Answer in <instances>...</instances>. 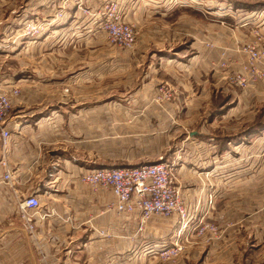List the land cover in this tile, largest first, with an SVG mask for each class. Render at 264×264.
Segmentation results:
<instances>
[{"label":"crops","instance_id":"obj_1","mask_svg":"<svg viewBox=\"0 0 264 264\" xmlns=\"http://www.w3.org/2000/svg\"><path fill=\"white\" fill-rule=\"evenodd\" d=\"M128 2L125 18L134 22L141 6L140 15L147 17L142 23L151 21L148 29L153 24L156 26L154 37H143L137 53L124 57L113 56L114 52L101 57L98 41L75 39L80 46H72L80 53L71 59L60 58L64 65L60 73L66 71L67 76L57 88L49 86L54 67L50 62L56 60L51 51L67 46L68 38L82 37V29L94 34L90 29L91 17L79 25L78 15H83L76 12L67 27L50 29L59 32L54 38L47 31L44 39L27 40L23 45L15 39L0 40V48L8 49L4 50L6 58L26 55L33 63V69H23L21 64L25 62L17 58L20 67L14 69L12 65L5 67L6 61L0 62V89L11 91L21 86L20 95L12 96L11 113L0 126V264H103L109 257L132 258L133 253L148 254L156 251L151 250L159 244L164 245V235H155L154 247L133 250L135 235H115L118 227L128 233L132 221L138 220V224L139 218L116 217V212L109 208L115 201L114 194L96 191L81 181L85 172L100 168V163L94 157L84 161L74 156L68 110L79 104V109L88 111H114L116 106L132 112L143 111L147 104L141 99L156 93L155 81L180 77L192 85L181 93H187L185 100L189 99L197 112L192 138L208 144L209 151H196L194 159L200 163L190 166L188 162L186 167L181 152L173 153L170 164L174 175L182 179L180 189L186 206L201 208L203 221L221 229L218 240H210L202 261L204 264H264V165L259 164L264 159V151L259 150L264 144V103L257 98V94L264 95V88L256 85L257 88L236 89L234 95L221 86L215 89L217 80L222 78L220 71L213 67V63L224 57L222 51L225 56L228 51L229 56L243 61L246 56L243 48L247 44L264 43V1ZM42 7L48 13V3H42ZM184 17H201L200 21L209 23L203 24L200 38L191 40L187 55L181 50L187 43L174 38L180 30L177 25L188 23L190 26ZM8 27L0 26V32L12 33L13 25ZM28 49L32 52L28 53ZM116 72L142 80L139 87L132 88L128 79L129 83L123 87L125 92L116 94L137 98L132 104L117 103L115 98H99L112 94L109 89L105 93L95 86L96 82L105 74L109 78ZM68 75L72 76L73 87ZM232 97L234 104H228ZM233 116L234 123L223 124L230 123ZM3 127L10 131L6 152ZM187 155L193 161L189 152ZM5 158L13 171L10 183L4 179ZM33 194L40 197L41 208L31 229L22 217L20 205L24 197ZM197 218L194 215V223L198 222ZM175 237L176 234L171 235V243Z\"/></svg>","mask_w":264,"mask_h":264},{"label":"rangeland","instance_id":"obj_2","mask_svg":"<svg viewBox=\"0 0 264 264\" xmlns=\"http://www.w3.org/2000/svg\"><path fill=\"white\" fill-rule=\"evenodd\" d=\"M92 1H94L93 5L96 4L94 10L91 8ZM126 2L127 0H96V2L95 0H0V26L5 25L10 28V26L13 25L12 33L7 32V34L4 35L0 32V40L4 39L10 41L15 39L18 42L20 41L23 45L27 40L36 41L40 40V38L42 39L44 32L46 33L47 31L52 33V37L54 38L59 35V32L50 29L53 27L58 29L60 25L67 27V22L72 20L73 17H76V12L83 15H78L79 25L80 21L91 17L90 29H93L92 31L94 34L87 32V29L81 28L82 37L74 36L68 38L67 46L64 45L62 48L51 51L53 59L56 60H54L55 63L52 61L50 62L54 67L51 71L53 77L49 86L57 88L61 86L59 83H63V80L67 76L65 75L67 73L66 71L60 73L61 68L64 67V65L61 64L60 58L69 57L71 59V57L80 53V50L74 48V46H80L76 41L78 38L90 39V41L93 40V42L96 43L98 41L101 57L108 56V53L113 54V52V56L124 57L137 53L139 50V42L143 37L147 39L148 37L149 39L154 37L156 26L153 24L154 26L148 29V24L151 23V21L145 23V25L142 23L147 17L145 14L140 15L141 6L137 16L136 14L134 16V22L125 18V12L128 9L126 5L129 4V2ZM42 3H48V13L47 11L44 12ZM45 8L47 9L46 6ZM115 13L122 15L123 21L129 23L136 34L135 43L131 47L112 41L108 32L104 29V20L110 15H115ZM194 18L195 19L184 17L183 19L188 20L190 26L188 27V23H183L182 26L177 25L180 29L179 34H175L174 36L179 42L183 41L187 43L182 45L185 47L181 49L185 51L186 55L190 50L188 46L191 40L200 38L201 35H203V24L209 25V23L206 24L200 21L202 20L201 17ZM156 20L160 21L158 18H156ZM44 29L46 30L44 31ZM181 31L190 35L183 34ZM88 33L89 35H86ZM67 34L70 35V33ZM192 34L194 36H192ZM255 45H257V43H254V46ZM251 46L253 47V45ZM25 49L26 48L23 50ZM4 50L8 49L0 48V62L6 61L7 63H4L5 67L6 65L8 67L12 65L14 69H19L20 65L17 64V58H22L25 62L21 64L23 69H33V63L30 62L26 55L6 58ZM27 52L30 53L32 50L28 49ZM81 52H84L83 48ZM222 52L224 57L217 61V63H213V67L220 71L219 73H221L222 78L221 81L217 80V87L213 85L215 89L221 86L233 95L236 89L247 90L251 89V86L257 88L256 85H259L263 90L264 82L262 81H264V79L255 81L254 83L251 82L250 84V74L245 68L244 63L229 56L228 51L227 56H225L224 51ZM117 66L123 67V65L120 64H117ZM260 68L264 71V62L260 64ZM242 76L249 80L248 85L240 83V78ZM71 77L72 76H69L68 79L71 87H73L70 81ZM105 77L102 76L96 82L95 86L104 89L103 91H105V93H107V89H109L112 95L107 96L105 94L99 97L101 100L115 98L117 103L125 104H132V100H137V98L126 95L117 96L116 94L125 92L123 87L128 84L129 81L131 82L132 88L139 87L142 83L141 79L138 80L136 76L120 74L119 72H116V74H113L109 78ZM128 79L129 81H127ZM25 82L33 83L32 81ZM155 82L156 93L152 97L149 94L148 97L146 96L144 99H141L142 103L147 104L144 106L148 107L143 111L134 110L132 112V110H125L124 106H116L114 111L103 109L100 111H88V109H79V104L74 102L76 106H70L68 110L69 121H71L68 131L69 134L74 137V143L72 144L74 156L84 161L93 160L94 157V159H98L100 168L164 164L170 169V185L168 187V192L178 194L179 196V204L182 208H180V211H176L170 215H154L142 228L140 227V223L137 224L138 220H136L137 222L131 220L132 227L128 233H124L123 229L121 230L120 227H118L115 232V235H135L133 242L136 244L133 245V250L150 249L154 247L157 243L155 235H164V245L159 244L158 247H154L151 250L153 251L156 249V251L148 254H142L140 252L135 255L133 253L132 258L109 257L106 259L108 264H188V260H192L190 264H204L201 256L208 250V244H210L212 238L218 240L217 233L221 232V229H218L215 224L211 225L203 221L201 208H190L186 206L182 188L180 189V181H182V179L178 175H174V169L170 163L173 153L181 152L185 167L188 162H190V166H193L196 162L194 153L196 151H209V145L205 144L203 141L201 143L195 141L191 135V131L195 129L193 127L197 123L195 121L197 112L194 109V105L191 104L192 102H190L189 99L185 100L187 93L181 94L183 91L190 88L191 81L188 83V80L180 77V79L160 78ZM70 85L66 87L70 88ZM77 86L78 85H76V87ZM14 88H18L19 93H13L14 95L12 96H19L21 93V86ZM3 90L8 91L6 88ZM12 90L8 92H12ZM69 98L76 99L74 97ZM257 98L264 103V99H262L264 95L257 94ZM186 101L188 102L186 103ZM234 102V98L232 97L228 101V104H234ZM13 104L14 102L12 100V106L8 112L7 118L14 107ZM105 108H107V106H105ZM234 120L236 121L233 116L229 119L230 123L224 122L223 124L231 125L235 122ZM261 120H263V118H261ZM218 124V122L215 123V125ZM204 128L205 124L200 129L204 130ZM75 148L77 149L76 151ZM259 150L264 151V144L259 147ZM187 152L191 154L193 161H190ZM197 162L200 163L199 161ZM259 164L260 166L264 165V159L260 160ZM103 191L111 192L112 190ZM194 215L198 217L196 219L198 222L196 223H194ZM118 216L131 218L135 215H123L116 212V217ZM22 217L24 218L23 213ZM132 219H134V217H132ZM175 234L176 237L171 243L170 237ZM139 235L147 236L143 237ZM138 241L141 242V246H138ZM143 243L144 245H142ZM175 243L181 246L179 253L176 255L165 254L163 249H174ZM106 260L103 261V264H106ZM101 261L102 259L100 262Z\"/></svg>","mask_w":264,"mask_h":264},{"label":"built area","instance_id":"obj_3","mask_svg":"<svg viewBox=\"0 0 264 264\" xmlns=\"http://www.w3.org/2000/svg\"><path fill=\"white\" fill-rule=\"evenodd\" d=\"M104 29L114 42H119L127 47H131L135 43L136 34L132 26L123 21L122 15L117 13L110 15L104 20ZM243 51L246 58L242 63L250 74V84L264 79V71L260 68V64L264 62V43L255 46L254 43H249L243 48ZM248 82L249 80L243 76L240 78L241 84L248 85ZM13 90L8 92L0 89V126L5 123L12 106L11 96L19 93L18 88H13ZM2 135L3 147L6 152L10 142V131L3 127ZM3 164L6 169L4 179L10 183L13 171L7 164L6 158ZM169 178L170 169L164 164L91 169L81 176L82 182L96 191L112 190L116 200L109 208L119 214L137 216L141 228L154 215H170L180 211L178 194L168 192ZM20 206L25 221L33 229L34 218L40 213L41 208L39 196L33 194L24 197ZM180 249L181 246L175 243L174 249L164 248L163 250L165 254L176 255Z\"/></svg>","mask_w":264,"mask_h":264}]
</instances>
